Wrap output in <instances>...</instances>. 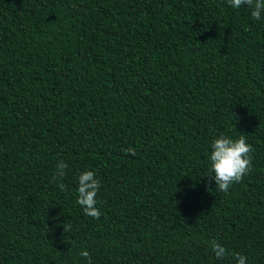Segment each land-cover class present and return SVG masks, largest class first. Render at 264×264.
<instances>
[{"label": "trees", "instance_id": "obj_1", "mask_svg": "<svg viewBox=\"0 0 264 264\" xmlns=\"http://www.w3.org/2000/svg\"><path fill=\"white\" fill-rule=\"evenodd\" d=\"M221 134L253 148L227 194L205 176ZM83 170L99 220L76 203ZM84 249L264 264V20L227 0H0V264H88Z\"/></svg>", "mask_w": 264, "mask_h": 264}, {"label": "clouds", "instance_id": "obj_2", "mask_svg": "<svg viewBox=\"0 0 264 264\" xmlns=\"http://www.w3.org/2000/svg\"><path fill=\"white\" fill-rule=\"evenodd\" d=\"M233 9L247 8L253 20H264V0H227ZM126 153L135 155V149H125ZM252 145L246 142V137L241 135L239 138H232L221 134L211 141V152L208 158L209 185L215 181L217 192L227 194L231 187L242 181L243 177L250 173L252 169ZM56 176H63L68 164L64 160L57 163ZM77 199L76 203L83 209L84 215L99 220L101 210L97 207V195L101 187L93 170H83L77 176ZM63 190L64 185H60ZM70 230V226L65 224L64 231ZM209 247L216 259L224 260L230 255L228 249L216 240L209 242ZM80 255L92 264L90 253L84 249ZM235 264H247V257L241 253H232Z\"/></svg>", "mask_w": 264, "mask_h": 264}]
</instances>
